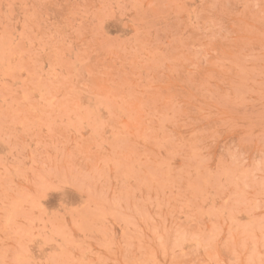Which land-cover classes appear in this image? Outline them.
Returning <instances> with one entry per match:
<instances>
[{
	"label": "rangeland",
	"instance_id": "obj_1",
	"mask_svg": "<svg viewBox=\"0 0 264 264\" xmlns=\"http://www.w3.org/2000/svg\"><path fill=\"white\" fill-rule=\"evenodd\" d=\"M0 264H264V0H0Z\"/></svg>",
	"mask_w": 264,
	"mask_h": 264
}]
</instances>
